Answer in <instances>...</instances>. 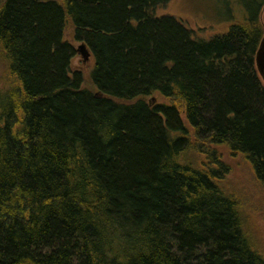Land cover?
I'll return each mask as SVG.
<instances>
[{
    "label": "trees",
    "instance_id": "trees-1",
    "mask_svg": "<svg viewBox=\"0 0 264 264\" xmlns=\"http://www.w3.org/2000/svg\"><path fill=\"white\" fill-rule=\"evenodd\" d=\"M168 1L0 0L17 82L0 93V264H264L225 165L184 160L224 145L264 184V0L207 41L156 16ZM67 21L94 91L70 70Z\"/></svg>",
    "mask_w": 264,
    "mask_h": 264
},
{
    "label": "rangeland",
    "instance_id": "rangeland-1",
    "mask_svg": "<svg viewBox=\"0 0 264 264\" xmlns=\"http://www.w3.org/2000/svg\"><path fill=\"white\" fill-rule=\"evenodd\" d=\"M56 1L63 4V0ZM245 1L248 0H169L157 8L156 16H172L192 30L195 38L207 41L224 34L231 25L246 21L248 13L243 5ZM262 24L264 26V11ZM64 39L75 49L81 44L74 41L73 27L69 21L64 29ZM93 65L91 56L83 62L81 56L76 53L70 66L71 72L81 73L82 87L91 91L95 90L90 79ZM8 74L7 62L3 55H0V93L17 86V82ZM153 96L158 99H149L154 98L161 102L158 94ZM212 150L227 168L218 184L222 191L236 202L245 234L254 249L264 257V184L257 181L250 163L242 154L232 153L224 145L213 146L204 156L197 151H187L184 160L197 167H206L210 161L207 157Z\"/></svg>",
    "mask_w": 264,
    "mask_h": 264
},
{
    "label": "water",
    "instance_id": "water-1",
    "mask_svg": "<svg viewBox=\"0 0 264 264\" xmlns=\"http://www.w3.org/2000/svg\"><path fill=\"white\" fill-rule=\"evenodd\" d=\"M76 52L81 56L83 62H86L91 56L90 52L88 51L84 43H81L78 46ZM255 65L257 72L259 73L262 81L264 82V26H263V35L260 40L258 49L255 53Z\"/></svg>",
    "mask_w": 264,
    "mask_h": 264
}]
</instances>
